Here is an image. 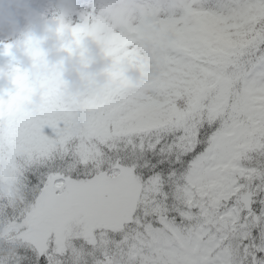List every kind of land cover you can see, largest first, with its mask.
Wrapping results in <instances>:
<instances>
[{
    "label": "snow or ice",
    "instance_id": "obj_1",
    "mask_svg": "<svg viewBox=\"0 0 264 264\" xmlns=\"http://www.w3.org/2000/svg\"><path fill=\"white\" fill-rule=\"evenodd\" d=\"M158 23L148 92L53 96L54 118L0 96V179L25 193L0 264H264V0H174Z\"/></svg>",
    "mask_w": 264,
    "mask_h": 264
},
{
    "label": "clouds",
    "instance_id": "obj_2",
    "mask_svg": "<svg viewBox=\"0 0 264 264\" xmlns=\"http://www.w3.org/2000/svg\"><path fill=\"white\" fill-rule=\"evenodd\" d=\"M173 2L90 0L85 7L78 0H0V96L53 73L71 99L119 88L123 82L150 91L161 72L158 21ZM39 102L36 92L28 107ZM88 116L83 107L75 111L73 135H79ZM22 193L19 177L0 180V202L12 207ZM19 227L0 217V257L15 254L17 245L10 237Z\"/></svg>",
    "mask_w": 264,
    "mask_h": 264
},
{
    "label": "trees",
    "instance_id": "obj_3",
    "mask_svg": "<svg viewBox=\"0 0 264 264\" xmlns=\"http://www.w3.org/2000/svg\"><path fill=\"white\" fill-rule=\"evenodd\" d=\"M64 88H65V84L57 74H54L52 78L47 79V80H43V81L41 80L40 82H38V80H37L34 84H29L25 88V95H24V100L21 104V108H22V110L27 112L33 118H40L41 116H43L45 114H49L54 118L55 112L54 111L50 112V110H49V103H50L53 96H55L60 101L79 103L85 97H87L89 95V94H85L84 97H82L78 100L66 98L63 94ZM17 89H19V88H17ZM36 92L39 93L40 102L35 108H30V107H28V105L31 103L32 96ZM80 107H83V106L81 105ZM0 180H2V179H0ZM22 194H24V189H23ZM3 203H5L7 205L6 201H4ZM12 216H13V209H12V207L8 206L6 209V218L8 220H10L12 218ZM0 258H3V257H0ZM7 258H4V259H7Z\"/></svg>",
    "mask_w": 264,
    "mask_h": 264
},
{
    "label": "rangeland",
    "instance_id": "obj_4",
    "mask_svg": "<svg viewBox=\"0 0 264 264\" xmlns=\"http://www.w3.org/2000/svg\"><path fill=\"white\" fill-rule=\"evenodd\" d=\"M78 3L81 4L82 6L87 7L88 4L90 3V0H78ZM54 74H55V73H53V74L50 75V76L41 77V78L38 79V82H40L41 80L43 81V80L50 79V78L53 77Z\"/></svg>",
    "mask_w": 264,
    "mask_h": 264
}]
</instances>
